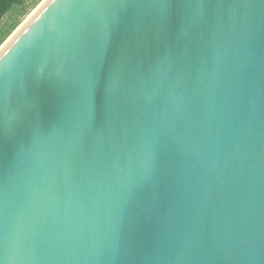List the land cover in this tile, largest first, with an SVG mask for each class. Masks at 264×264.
<instances>
[{"label": "water", "instance_id": "obj_1", "mask_svg": "<svg viewBox=\"0 0 264 264\" xmlns=\"http://www.w3.org/2000/svg\"><path fill=\"white\" fill-rule=\"evenodd\" d=\"M43 1L0 47V264H264V0Z\"/></svg>", "mask_w": 264, "mask_h": 264}, {"label": "trees", "instance_id": "obj_2", "mask_svg": "<svg viewBox=\"0 0 264 264\" xmlns=\"http://www.w3.org/2000/svg\"><path fill=\"white\" fill-rule=\"evenodd\" d=\"M43 0H0V24L11 15V22L0 30V47L21 25L23 18L35 10Z\"/></svg>", "mask_w": 264, "mask_h": 264}, {"label": "rangeland", "instance_id": "obj_3", "mask_svg": "<svg viewBox=\"0 0 264 264\" xmlns=\"http://www.w3.org/2000/svg\"><path fill=\"white\" fill-rule=\"evenodd\" d=\"M45 1V0H44ZM41 4V3H40ZM39 4V5H40ZM35 11H32L27 17H25V18H23V22L21 23V25H23V23H25V21L27 20V19H29V17L34 13ZM11 15L12 14H10L9 16H7L3 21H2V23L0 24V30L2 29V28H4L7 24H9L10 22H11ZM20 25V26H21Z\"/></svg>", "mask_w": 264, "mask_h": 264}, {"label": "bare ground", "instance_id": "obj_4", "mask_svg": "<svg viewBox=\"0 0 264 264\" xmlns=\"http://www.w3.org/2000/svg\"><path fill=\"white\" fill-rule=\"evenodd\" d=\"M43 2H45V1H43ZM42 4H43V3H42ZM42 4H41V5H42ZM33 11H34V10H33ZM35 12H36V11H35ZM33 14H34V13H33ZM33 14H32V15H33ZM32 15H31V16H32ZM31 16H30V17H31ZM30 17H29V18H30ZM27 21H28V19L25 21V23H26ZM25 23H23V25H24ZM23 25L19 26V28L17 29V31H18L20 28H22ZM17 31H15V33H16ZM15 33H14V34H15ZM14 34H13V35H14ZM13 35H12V36H13ZM0 50H1V49H0Z\"/></svg>", "mask_w": 264, "mask_h": 264}, {"label": "snow or ice", "instance_id": "obj_5", "mask_svg": "<svg viewBox=\"0 0 264 264\" xmlns=\"http://www.w3.org/2000/svg\"><path fill=\"white\" fill-rule=\"evenodd\" d=\"M102 84V80L99 83L93 84L92 87H99Z\"/></svg>", "mask_w": 264, "mask_h": 264}]
</instances>
